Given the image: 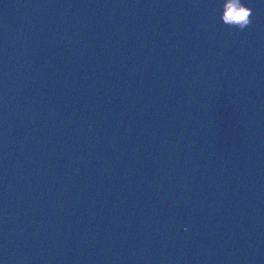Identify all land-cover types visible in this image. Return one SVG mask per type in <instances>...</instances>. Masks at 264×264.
<instances>
[{
	"label": "water",
	"instance_id": "water-1",
	"mask_svg": "<svg viewBox=\"0 0 264 264\" xmlns=\"http://www.w3.org/2000/svg\"><path fill=\"white\" fill-rule=\"evenodd\" d=\"M224 0H0V264H264V19Z\"/></svg>",
	"mask_w": 264,
	"mask_h": 264
},
{
	"label": "clouds",
	"instance_id": "clouds-1",
	"mask_svg": "<svg viewBox=\"0 0 264 264\" xmlns=\"http://www.w3.org/2000/svg\"><path fill=\"white\" fill-rule=\"evenodd\" d=\"M253 9L246 6L243 0H224L221 20L231 29L244 31L252 24Z\"/></svg>",
	"mask_w": 264,
	"mask_h": 264
}]
</instances>
